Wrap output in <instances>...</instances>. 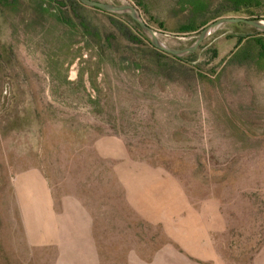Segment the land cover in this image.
<instances>
[{
    "label": "rangeland",
    "instance_id": "rangeland-1",
    "mask_svg": "<svg viewBox=\"0 0 264 264\" xmlns=\"http://www.w3.org/2000/svg\"><path fill=\"white\" fill-rule=\"evenodd\" d=\"M94 1L135 6L174 50L216 17L264 22V0L238 13L228 0ZM131 19L75 0L0 3V264H34L29 237L82 211L153 252L178 238L192 264L196 250L200 264H264V61L234 55L264 35L226 24L175 58ZM34 170L53 218L17 203Z\"/></svg>",
    "mask_w": 264,
    "mask_h": 264
},
{
    "label": "crops",
    "instance_id": "crops-1",
    "mask_svg": "<svg viewBox=\"0 0 264 264\" xmlns=\"http://www.w3.org/2000/svg\"><path fill=\"white\" fill-rule=\"evenodd\" d=\"M15 194L24 216L41 219L54 216V199L48 182L34 170L18 176ZM53 218V217H52ZM37 224H41L36 221ZM99 222L87 212L71 218L65 232L38 231L29 237L34 264H192L186 262L178 238L155 252L138 244V235L98 231ZM196 250V264H200Z\"/></svg>",
    "mask_w": 264,
    "mask_h": 264
},
{
    "label": "water",
    "instance_id": "water-1",
    "mask_svg": "<svg viewBox=\"0 0 264 264\" xmlns=\"http://www.w3.org/2000/svg\"><path fill=\"white\" fill-rule=\"evenodd\" d=\"M84 6L89 8H96L106 13L111 14H123L128 15L134 20L141 30L150 38L153 46L157 48L158 50L172 55L174 57H184L190 54H193L196 52V50L199 48V46L218 28H220L223 25L226 24H246L252 28H254L256 31L264 33V22L258 21V20H250L240 17L235 18H221L212 24H210L208 27H206L201 34L199 35L196 42L189 48L183 49V50H174L171 48H168L165 46L157 37V34L155 31L149 27L144 19L142 18L140 12L138 9L130 4H122V5H112L107 3H102L94 0H79Z\"/></svg>",
    "mask_w": 264,
    "mask_h": 264
},
{
    "label": "trees",
    "instance_id": "trees-1",
    "mask_svg": "<svg viewBox=\"0 0 264 264\" xmlns=\"http://www.w3.org/2000/svg\"><path fill=\"white\" fill-rule=\"evenodd\" d=\"M75 1L78 4L83 5L79 0H75ZM228 2L232 5L231 12L238 13L241 9L250 8L253 5H255L254 3H256L257 0H228ZM0 3L1 4L5 3V0H0ZM192 4H193L195 9L204 7L203 3L196 2V0L193 1ZM93 9H96V8H93ZM96 10L97 11H101L99 9H96ZM101 12H103V11H101ZM123 16H125V17L130 19V17L128 15H123ZM217 20H219V17H216L214 19V21H217ZM131 21L133 23H135L136 30L140 31L141 28L139 27V25L134 20L131 19ZM195 31H196V28L193 27V26H190V25L184 26V27L181 28V33H192V32H195ZM259 34L264 35V33H261V32ZM247 39L248 38H246V37L238 38V42H237L238 43V48H237V51L234 53V55H237L239 53L238 57L242 56V58H247V57H250L252 55L254 49H257V54H256L257 60L258 61H264V39H254V44H253L252 47L244 48L241 51V47L240 46ZM153 49H154V51H157L158 53H161L162 55L167 56L166 53L164 54V52L158 50L154 46H153Z\"/></svg>",
    "mask_w": 264,
    "mask_h": 264
}]
</instances>
